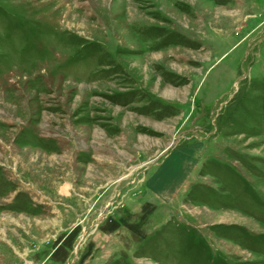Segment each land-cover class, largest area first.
I'll list each match as a JSON object with an SVG mask.
<instances>
[{"label": "rangeland", "instance_id": "rangeland-1", "mask_svg": "<svg viewBox=\"0 0 264 264\" xmlns=\"http://www.w3.org/2000/svg\"><path fill=\"white\" fill-rule=\"evenodd\" d=\"M0 264H264V0H0Z\"/></svg>", "mask_w": 264, "mask_h": 264}]
</instances>
